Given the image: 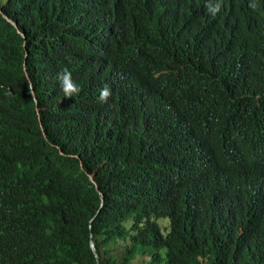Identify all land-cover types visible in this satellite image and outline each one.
Wrapping results in <instances>:
<instances>
[{
	"label": "trees",
	"instance_id": "1",
	"mask_svg": "<svg viewBox=\"0 0 264 264\" xmlns=\"http://www.w3.org/2000/svg\"><path fill=\"white\" fill-rule=\"evenodd\" d=\"M0 9V264H264V0Z\"/></svg>",
	"mask_w": 264,
	"mask_h": 264
},
{
	"label": "clouds",
	"instance_id": "2",
	"mask_svg": "<svg viewBox=\"0 0 264 264\" xmlns=\"http://www.w3.org/2000/svg\"><path fill=\"white\" fill-rule=\"evenodd\" d=\"M62 87H63V91L65 92V95H70L73 92H77V93L79 92L78 86H74L70 82L69 74H67V73H65V75L63 76ZM99 95H100L101 102H107L108 97L111 95L109 87L107 85H105L100 90Z\"/></svg>",
	"mask_w": 264,
	"mask_h": 264
},
{
	"label": "water",
	"instance_id": "3",
	"mask_svg": "<svg viewBox=\"0 0 264 264\" xmlns=\"http://www.w3.org/2000/svg\"><path fill=\"white\" fill-rule=\"evenodd\" d=\"M0 11H1V9H0ZM4 16H5V15H4ZM5 17L8 19L7 16H5ZM11 22H12V21H11ZM12 23L14 24V26H16L14 22H12ZM89 179L93 182V178H92L91 176H89ZM90 247H91L93 253L96 255V253H95V249H94V244H93L92 241H91V243H90Z\"/></svg>",
	"mask_w": 264,
	"mask_h": 264
}]
</instances>
